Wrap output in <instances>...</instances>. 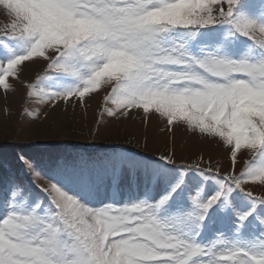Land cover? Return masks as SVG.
<instances>
[{
	"label": "snow or ice",
	"instance_id": "snow-or-ice-1",
	"mask_svg": "<svg viewBox=\"0 0 264 264\" xmlns=\"http://www.w3.org/2000/svg\"><path fill=\"white\" fill-rule=\"evenodd\" d=\"M0 94L29 123L102 96L221 145L177 164L114 152L0 180V264H264V0H0ZM28 63L41 69L21 81ZM7 114V110H6ZM249 158L245 159V156ZM42 176L49 182L38 183Z\"/></svg>",
	"mask_w": 264,
	"mask_h": 264
},
{
	"label": "rangeland",
	"instance_id": "rangeland-1",
	"mask_svg": "<svg viewBox=\"0 0 264 264\" xmlns=\"http://www.w3.org/2000/svg\"><path fill=\"white\" fill-rule=\"evenodd\" d=\"M4 22L5 16L0 10V24ZM40 69V64L28 63L21 75V81L33 80ZM16 87L14 94L7 97L0 94V147L48 146L58 151L55 158H43L38 163L25 157L41 167H47L54 160L92 161L114 152L137 153L146 157L167 152L173 154L177 164L190 163L202 155L213 164L219 162L222 170L228 167L226 153L221 145L195 136L183 127H174L171 133L163 131V121L155 117H150L145 123L137 114L134 118L108 120L103 125L98 124L102 96L88 101L83 108L61 103L52 110L32 102L27 106L32 109L39 108L42 112L47 111L49 116L29 123L22 115V109L26 106L25 89L20 83ZM247 158L249 157L246 155L245 159ZM10 159L8 155H0V180L13 178L11 173L7 174L13 167L14 179L27 182L31 169H26L18 158L14 161ZM48 182L46 176L38 181L45 185ZM254 191L264 194V187H254Z\"/></svg>",
	"mask_w": 264,
	"mask_h": 264
},
{
	"label": "trees",
	"instance_id": "trees-1",
	"mask_svg": "<svg viewBox=\"0 0 264 264\" xmlns=\"http://www.w3.org/2000/svg\"><path fill=\"white\" fill-rule=\"evenodd\" d=\"M10 146V145H9ZM8 145L5 146H1V150H0V155L1 156H5L8 155L9 158H11L10 160H13L15 158H18L21 155H23L24 157L33 160L34 162H41L43 158L48 159L49 157H54L57 154L58 151H56L55 149H53V147H41V146H36V147H32L31 145H20L16 148H11ZM9 147V148H8ZM67 150V149H66ZM63 150V151H66ZM19 160V159H18ZM1 161V160H0ZM9 169V168H8ZM6 172V170L4 171ZM13 172V167L9 169L8 173H11L10 176H12L14 178V175L12 174Z\"/></svg>",
	"mask_w": 264,
	"mask_h": 264
}]
</instances>
